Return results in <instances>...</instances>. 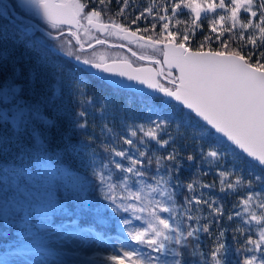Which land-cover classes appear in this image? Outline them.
I'll use <instances>...</instances> for the list:
<instances>
[{"label": "snow or ice", "instance_id": "snow-or-ice-1", "mask_svg": "<svg viewBox=\"0 0 264 264\" xmlns=\"http://www.w3.org/2000/svg\"><path fill=\"white\" fill-rule=\"evenodd\" d=\"M112 2L13 4L37 24L24 33L34 59L21 67L12 53L0 55V175L19 168L41 173L47 183L29 189L21 181L17 191L27 203L23 211L9 209L3 224L44 234L49 242L42 251L52 255L59 253L48 245L68 237L110 245L100 264H264V0H148L142 9L136 0H116L118 10L110 14ZM4 14H10L6 6ZM198 31L202 39L193 46ZM82 34L95 35L83 41ZM133 45L151 54H138ZM96 46L127 49L146 63L97 55ZM56 53L67 59L50 62ZM87 75L129 93L121 111L135 102L148 114L146 122L123 119L117 131L102 101L100 150L95 135L73 143L88 129V109L96 107L89 81L81 78ZM188 129L193 153L176 143ZM65 159L87 172L60 167ZM197 160L193 177L183 180L184 162ZM210 174L215 179L203 182ZM89 187L98 195L95 203ZM217 187L220 195L213 194ZM227 197L235 202L226 214ZM85 216L97 226L111 219L119 235L113 240L95 226L81 227L77 217ZM13 247L4 255L20 245Z\"/></svg>", "mask_w": 264, "mask_h": 264}, {"label": "trees", "instance_id": "trees-1", "mask_svg": "<svg viewBox=\"0 0 264 264\" xmlns=\"http://www.w3.org/2000/svg\"><path fill=\"white\" fill-rule=\"evenodd\" d=\"M148 0H136L137 5L140 6L142 9L146 4ZM111 9L110 14H114L118 10V5L116 0H113L112 4L109 6ZM129 13H131L133 16L136 13L132 12V9H129ZM185 17H181V20H184ZM127 23V21H125ZM175 22H173L174 24ZM204 23H207L205 21ZM146 26L145 22H141V27ZM180 27H183L181 25ZM135 29V26H133V30ZM5 30V29H4ZM10 32L7 33L8 40H10V35L12 34L15 36V30H12V27H10ZM227 37V34H225V38ZM199 39H202V37L199 34V31L197 32V39L194 41L193 46H195L196 43L199 42ZM3 44V43H2ZM7 45V46H4ZM218 43L214 44L213 47H218ZM12 53V55L19 60V63L21 67L23 65L30 61L31 59H34V53L32 51V42L29 36L22 35V39L18 42L17 40L15 42H9L5 41L3 46L0 45V54L1 55H7L8 53ZM61 56L58 54H55L50 60V62H60ZM68 67H72V63L68 64ZM82 79H87L89 81L88 83V93L89 95L93 96L95 98V104L96 107L89 108V125L86 132H77V134L73 137V143H75L77 140L85 139L89 135H95L97 137V144L94 145V147H97V150H100L98 148L99 142L102 139L100 136V127H101V120L100 117L97 115V109L102 101L107 100L109 105V112L112 113L116 117L115 124L112 125L116 128V130H120L119 126L122 124L123 119H127L130 123L132 120H139L148 118V114L146 112H142L140 108L135 104V102H132L131 104V110L127 111H121L120 106L125 104V101L128 99L129 93L127 91L123 92H117L114 88L109 86L104 81H100L97 79L94 75H87L82 76ZM67 96L65 97V102L67 103ZM76 106V100L75 98L72 100V107L75 109ZM123 118V119H122ZM111 119V116L109 117ZM191 133L192 129L187 130L186 137L181 140L183 141L181 144L177 145L179 148L183 149L186 153H193L196 149V143L192 141L191 139ZM216 137H213L212 140H209L207 142H204L207 146L208 143H212V141ZM59 143V141H57ZM177 143V142H176ZM63 147V145H60ZM58 159V158H57ZM62 168H71L72 171H75L76 173H82L83 175L87 172V170L80 167L78 162L71 161L69 159H65L63 163L59 165ZM198 163L196 162H184V167L182 170V176L181 178L185 181L190 180L193 177V174L197 170ZM28 168H31L32 165H27ZM36 167L39 168V165H36ZM206 168V166H205ZM32 173L31 171H24L23 169H12L9 168V170L0 175V204H3L5 202L9 205L8 209L6 211L0 213V261L3 260H14V256L18 253L25 252L27 250H30L31 247H34L36 245L35 243L38 241L39 244L41 241V237H43L42 233H37L33 231H23L19 228H23L22 225H15L11 222H8L6 224H3V221L7 218V212L9 209L15 208L17 212L23 211L24 206L26 205V201L24 198L19 201H14L13 199H16L15 195L12 192L13 186L16 187L21 184V181H23L26 185L29 183V177L28 175ZM203 182L205 183H211L215 179L214 174H210L208 176L202 177ZM59 194L63 195L65 199H68V192L65 191L64 187L59 188ZM214 195H220L218 187L213 192ZM89 199L95 203L98 199V195L95 191L92 190L91 187H89L88 190ZM13 200V201H12ZM15 203V206L12 205V203ZM225 213L227 214L228 211L231 210L232 203L235 202V197H227L223 201ZM101 204H103V201H100ZM26 215V212H25ZM63 217L58 219L57 221L60 223ZM78 223H80L81 227L87 228L90 225L95 226L97 228V231L100 232L102 235L106 234L107 236H116L119 233L118 227L114 224V222L111 219H107L106 223L103 225H94L92 224V218L85 216V217H77ZM57 222V223H58ZM222 223H227L226 215L224 218V221ZM19 227V228H18ZM44 225H41V228H43ZM232 227H235V224L232 225ZM32 235L31 241L25 238V236ZM229 237L231 236V233L229 232ZM19 239V241H17ZM27 240V242L25 241ZM41 239V240H40ZM207 242V241H206ZM19 244L20 248L17 253H10L8 255H4L5 253L9 252H15L16 249L13 247L15 244ZM103 255L96 252V254L93 255V262L91 264H100V257Z\"/></svg>", "mask_w": 264, "mask_h": 264}, {"label": "rangeland", "instance_id": "rangeland-1", "mask_svg": "<svg viewBox=\"0 0 264 264\" xmlns=\"http://www.w3.org/2000/svg\"><path fill=\"white\" fill-rule=\"evenodd\" d=\"M3 6H4L3 3L0 1V10H3ZM242 17H243V14H242ZM185 19H186V17H185ZM5 31L7 32V29H5ZM15 41L16 40L14 39L13 42H15ZM4 46H7V45H4ZM132 47L135 51H137L138 54H141V55L151 54L150 50L139 49V48H136L134 45ZM100 49L104 51V53L102 55L110 57V58L127 57V58L131 59L132 61L134 60V62L137 61L136 58L132 57L131 53L128 52L126 49H113V48L106 49V47H104V46H98L95 49V51H98ZM28 62H26V63H28ZM135 121L138 123L139 122H146L147 118L139 119V120H135ZM121 127H122V124L119 126V129H121ZM118 131H120V130H118ZM182 142L183 141H181V140H177V145L181 144ZM196 163H199V161L197 160ZM69 170L72 171L71 168H69ZM85 170H87V169H85ZM73 172H75V171H73ZM76 174L77 175H83L82 173H76ZM28 177H29V183L27 186L29 189H31V188H43L46 186L47 180H46L45 176L41 175V173H39V172L30 173L28 175ZM12 188H14V189H12V192L14 194H16L15 195L16 199H13V200L15 202L16 201L20 202L22 200L23 196L21 195V193L19 191H17V186L16 187L13 186ZM11 203L13 206H15V203H13V202H11ZM8 207H9V205L6 204L5 202H3V204H0V213L6 211V209H8ZM117 236L113 237V240H115L117 238ZM41 239L46 240L47 243L49 242L47 236L41 237ZM44 246H45V243H41V244L37 243L36 245H34V247H31L30 250H27L25 252L20 251V253H18L17 255H15L13 257L14 260L16 261V264H52V262L54 260H59V259L78 261V262H80V264H91L94 260L92 258L94 253L98 252V253H101L102 255H104L105 254V251H104L105 247H110V245H106V244H103L100 242H97L95 244H81L77 237H68L64 241L57 243L55 245V247H53L51 244H49L50 247L49 246L48 247L52 249V252H57V253H59L58 255H52L50 252L42 251Z\"/></svg>", "mask_w": 264, "mask_h": 264}, {"label": "flooded vegetation", "instance_id": "flooded-vegetation-1", "mask_svg": "<svg viewBox=\"0 0 264 264\" xmlns=\"http://www.w3.org/2000/svg\"><path fill=\"white\" fill-rule=\"evenodd\" d=\"M3 3V10H0V45L3 46L5 41L13 42V40H17L18 42L22 39V35H25L24 33L31 27L35 26L37 24V18L31 17L29 15H23L19 10L13 9V4L15 3V0H0ZM5 6L7 8V12L10 14H4ZM10 27H12V30H15V36L12 34L10 35V40H8L7 33L11 30ZM7 29V32L4 30ZM95 34H93L94 36ZM93 36H90L88 34H82L81 39L83 41H92ZM112 43H118L119 41L116 40L115 37H109L108 38ZM3 43V44H2ZM74 43V41H73ZM98 46H96L97 48ZM106 49L112 48L108 46H104ZM113 49H120V48H113ZM127 50V49H126ZM97 55H102L104 53L103 50L96 51ZM59 56H61V59H67L66 57H63L61 53H56ZM1 55V54H0ZM133 66H138L140 64L146 63V61H132Z\"/></svg>", "mask_w": 264, "mask_h": 264}, {"label": "water", "instance_id": "water-1", "mask_svg": "<svg viewBox=\"0 0 264 264\" xmlns=\"http://www.w3.org/2000/svg\"><path fill=\"white\" fill-rule=\"evenodd\" d=\"M100 75L106 76L108 79H122L120 77H114V76H110L109 74H105V73H101ZM106 82V81H105ZM125 83H131L133 85L134 88L136 87H143L140 85H137L135 82H129L126 79L124 80ZM107 83V82H106Z\"/></svg>", "mask_w": 264, "mask_h": 264}]
</instances>
